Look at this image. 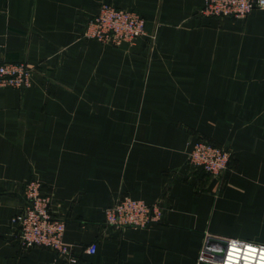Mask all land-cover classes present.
<instances>
[{"label": "crops", "instance_id": "0c3cea01", "mask_svg": "<svg viewBox=\"0 0 264 264\" xmlns=\"http://www.w3.org/2000/svg\"><path fill=\"white\" fill-rule=\"evenodd\" d=\"M202 1L0 0V61L34 67L0 86V264H194L205 233L264 243V8L203 15ZM100 2L136 11L143 33L84 37ZM197 139L228 149L220 175L186 161ZM29 177L74 262L18 244L9 217ZM120 194L159 219L105 223Z\"/></svg>", "mask_w": 264, "mask_h": 264}, {"label": "built area", "instance_id": "2783aa9c", "mask_svg": "<svg viewBox=\"0 0 264 264\" xmlns=\"http://www.w3.org/2000/svg\"><path fill=\"white\" fill-rule=\"evenodd\" d=\"M252 8H264V0H203L198 12L213 16H244ZM143 33V18L134 10L100 2L90 15L83 29V36L101 43L118 45L131 41ZM34 69L25 59L0 61V86L18 89L29 83V75ZM229 151L223 146L205 139L193 141L186 152V161L192 167L220 175L227 167ZM23 204L18 212L9 217L16 227V237L20 245H42L49 247L56 256L67 262H74L69 244L62 239L63 219L55 217L49 209V196L40 191V181L29 177L22 184ZM161 207L147 203L141 198L120 194L103 210L104 222L115 227L145 226L157 221ZM89 243L86 251H94ZM264 264V243L236 237H214L204 234L197 251L194 264ZM45 264H62L52 260Z\"/></svg>", "mask_w": 264, "mask_h": 264}]
</instances>
